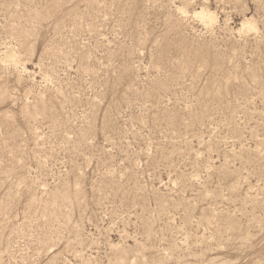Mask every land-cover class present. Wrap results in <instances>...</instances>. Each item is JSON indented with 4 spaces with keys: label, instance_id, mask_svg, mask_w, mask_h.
Wrapping results in <instances>:
<instances>
[{
    "label": "rangeland",
    "instance_id": "obj_1",
    "mask_svg": "<svg viewBox=\"0 0 264 264\" xmlns=\"http://www.w3.org/2000/svg\"><path fill=\"white\" fill-rule=\"evenodd\" d=\"M0 264H264V0H0Z\"/></svg>",
    "mask_w": 264,
    "mask_h": 264
},
{
    "label": "bare ground",
    "instance_id": "obj_2",
    "mask_svg": "<svg viewBox=\"0 0 264 264\" xmlns=\"http://www.w3.org/2000/svg\"><path fill=\"white\" fill-rule=\"evenodd\" d=\"M199 14H200V16L203 18V19H207V20H209V21H213L214 20V17L208 12V11H205V10H201L200 12H199ZM201 18V19H202ZM248 19V18H247ZM242 25H247L248 26V28H250V24H249V22H243L242 23ZM254 26V25H253ZM10 60L11 61H15V59H14V57L13 56H11V58H10Z\"/></svg>",
    "mask_w": 264,
    "mask_h": 264
}]
</instances>
